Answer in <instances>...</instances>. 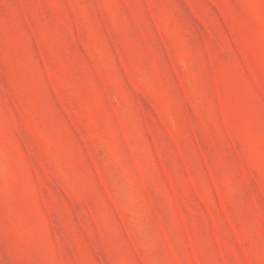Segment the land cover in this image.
Instances as JSON below:
<instances>
[{"label":"rangeland","instance_id":"1","mask_svg":"<svg viewBox=\"0 0 264 264\" xmlns=\"http://www.w3.org/2000/svg\"><path fill=\"white\" fill-rule=\"evenodd\" d=\"M0 264H264V0H0Z\"/></svg>","mask_w":264,"mask_h":264}]
</instances>
